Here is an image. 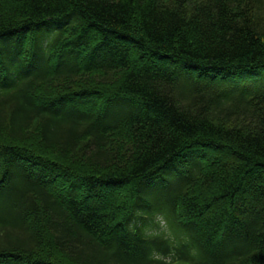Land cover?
<instances>
[{
    "label": "trees",
    "instance_id": "obj_1",
    "mask_svg": "<svg viewBox=\"0 0 264 264\" xmlns=\"http://www.w3.org/2000/svg\"><path fill=\"white\" fill-rule=\"evenodd\" d=\"M0 264H264V0H0Z\"/></svg>",
    "mask_w": 264,
    "mask_h": 264
},
{
    "label": "bare ground",
    "instance_id": "obj_2",
    "mask_svg": "<svg viewBox=\"0 0 264 264\" xmlns=\"http://www.w3.org/2000/svg\"><path fill=\"white\" fill-rule=\"evenodd\" d=\"M44 159V158H43ZM59 171V170H58ZM52 177V176H51Z\"/></svg>",
    "mask_w": 264,
    "mask_h": 264
}]
</instances>
